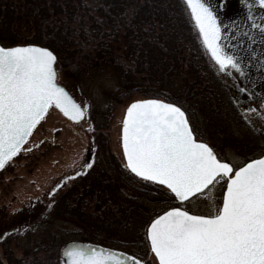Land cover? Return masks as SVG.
Returning <instances> with one entry per match:
<instances>
[{
	"label": "snow or ice",
	"instance_id": "1",
	"mask_svg": "<svg viewBox=\"0 0 264 264\" xmlns=\"http://www.w3.org/2000/svg\"><path fill=\"white\" fill-rule=\"evenodd\" d=\"M244 2L249 9L250 24L243 30L247 39L240 38L238 29L235 37L228 36L216 10L217 5L223 6L222 0H185L198 37L219 72L246 75L239 46L247 44L251 57H257L252 45L264 41V18L252 10L253 3L264 6V0ZM260 17H264V8ZM233 39L237 42L232 43ZM57 59L53 49L38 43L0 44V169L22 150L51 109L78 123L87 116L90 103L77 100L60 82ZM251 63L248 59L247 65ZM257 67H264V45ZM239 91L255 95L247 85ZM259 99L258 115L264 123V95ZM255 112L251 106L243 109V118L254 128L255 122L247 114ZM122 145L126 167L145 181L164 186L176 201L187 202L223 185L222 203L215 204L213 198V212L199 214L184 206H168L150 219L145 236L158 264H264V154L239 164L230 162L199 136L179 101L155 95L127 104ZM79 167L85 171L92 164ZM68 179L65 175L47 195L57 193ZM7 235L5 232L0 239ZM60 255L63 264H145L144 259L122 249L92 242L72 241Z\"/></svg>",
	"mask_w": 264,
	"mask_h": 264
},
{
	"label": "trees",
	"instance_id": "2",
	"mask_svg": "<svg viewBox=\"0 0 264 264\" xmlns=\"http://www.w3.org/2000/svg\"><path fill=\"white\" fill-rule=\"evenodd\" d=\"M0 43L50 47L58 67L81 79V86L110 78L117 83L118 99L155 95L179 101L196 125L190 105L200 92V68L209 65L210 56L184 0H0ZM186 71L191 80L185 81ZM174 73L184 74L179 85L172 80ZM201 97L199 105L212 104L204 94ZM93 129L96 146L104 147L108 137L99 126ZM92 156L84 161L92 167L78 168L80 174L50 202L46 216L76 222L79 228L72 239L118 246L124 242L122 232L144 229L154 217L147 212L143 219L134 196L122 190V180L161 185L134 175L109 156L105 158L109 165L113 161L112 169ZM164 195L171 205L174 198L166 191ZM64 242L48 238L17 256L10 238L2 239L0 264H62L59 249Z\"/></svg>",
	"mask_w": 264,
	"mask_h": 264
},
{
	"label": "rangeland",
	"instance_id": "3",
	"mask_svg": "<svg viewBox=\"0 0 264 264\" xmlns=\"http://www.w3.org/2000/svg\"><path fill=\"white\" fill-rule=\"evenodd\" d=\"M222 5V7L217 5L216 10L225 28L228 29V36L235 37L238 29L242 32L240 38L247 39L243 30L250 22L247 17L249 9L244 0H222ZM262 8L264 7L253 3L252 10L258 18H264L260 17ZM187 12L189 13L188 10ZM232 24L236 25V29L232 28ZM196 31L198 33L197 29ZM236 42L235 39L232 40V43ZM261 45H264V41H255L252 45V50L258 53L257 57H251L247 44L239 46L247 66V73L242 79L239 78L241 81L239 85L240 87L247 85L254 90L256 96L254 105L248 99V94L235 95L231 76L227 72H219L213 66L211 57L209 65L200 68L199 95L197 98L192 96L190 111L194 116L199 136L214 145L219 155L234 164H239L245 158L260 155L264 147V123L258 115L261 103L259 98L264 95V67H257ZM248 59L252 61L250 65H247ZM186 62L187 59L184 60L185 65ZM57 68L60 82L77 100L86 99L91 107L84 121L80 123L71 121L58 109H51L33 130L22 150L0 169V236L8 232L4 239L10 238V245L17 256L22 255L26 249L37 247L48 238L62 243L75 237L74 231L79 228L76 222L52 215L46 216L45 211L56 195L71 183L75 176L73 173L78 171L81 163L92 156V151L95 153L94 157H100L98 162L102 160L109 169H112L113 161L111 160L109 165L106 156L125 165L121 149L123 115L132 99L142 98L136 95L118 99V92H115L117 83L110 78L84 83L81 86V79L69 77L58 64ZM183 75L174 73L172 79L174 84L179 85ZM187 78L189 80L192 78L188 71L185 72V81ZM202 94L211 100V105L206 107L199 105ZM207 98L205 99L208 100ZM249 106L256 109L255 113L247 114L248 118L255 122V128L243 118V109ZM94 126H99L102 133L108 137L104 147L96 146ZM65 175L69 179L64 181L57 193L48 196L51 188ZM121 188L126 195L134 196V204L140 208L138 211L143 213V219L147 212L154 216L168 206H184L196 213L208 214L215 210L213 198L215 204H220L223 195V185L217 184L213 190H205L207 195H195L187 202L170 199V205L164 195L166 191L164 186L125 179L122 180ZM145 229L138 227L135 230L131 229L132 233L122 232L120 237L124 238L122 239L124 242L118 246H113L112 242H108L107 245L132 253L144 259L145 264H158L150 250ZM2 249L3 246L0 245L1 256Z\"/></svg>",
	"mask_w": 264,
	"mask_h": 264
},
{
	"label": "water",
	"instance_id": "4",
	"mask_svg": "<svg viewBox=\"0 0 264 264\" xmlns=\"http://www.w3.org/2000/svg\"><path fill=\"white\" fill-rule=\"evenodd\" d=\"M185 1V0H184ZM9 46H11V45H9ZM141 99V98H140ZM126 110V109H125ZM62 113V112H61ZM125 113V112H124ZM63 114V113H62ZM64 115V114H63ZM124 116V115H123ZM68 118V117H67ZM70 119V118H69ZM71 120V119H70ZM26 142V141H25ZM121 149H122V153H123V145H122V126H121ZM261 154H264V148H263V151H262V153ZM124 157V156H123ZM255 158V157H254ZM124 162H125V165H126V160H125V158H124ZM130 172H131V170L130 169H128ZM132 173V172H131ZM134 175H136L135 173H133ZM137 176V175H136ZM139 177V176H138ZM141 178V177H140ZM143 179V178H142ZM222 203V202H221ZM166 210V209H165ZM72 241H81V242H90V241H83V240H78V239H72V240H67V241H65L61 246H60V249H59V254H61V251H62V249L64 248V246H66V244H68V243H70V242H72ZM148 241V240H147ZM92 243H94V244H99V245H103V244H100V243H96V242H92ZM148 244H149V247H150V242L148 241ZM103 246H105V247H111V246H108V245H103ZM114 248V247H113ZM117 249H119V248H117ZM123 250V249H122ZM150 250H151V248H150ZM125 252H127V253H129V254H132V253H130V252H128V251H126V250H124ZM132 255H134V254H132ZM60 258H61V255H60ZM139 258V257H138ZM156 258V257H155ZM156 260H157V258H156ZM61 261H62V259H61ZM157 263H158V260H157ZM62 264H63V261H62Z\"/></svg>",
	"mask_w": 264,
	"mask_h": 264
},
{
	"label": "flooded vegetation",
	"instance_id": "5",
	"mask_svg": "<svg viewBox=\"0 0 264 264\" xmlns=\"http://www.w3.org/2000/svg\"><path fill=\"white\" fill-rule=\"evenodd\" d=\"M263 7H264V6H263ZM227 73L231 76V78H232V80H233V82H234V89H235V91H236V94H235V95H238V94L240 95V94H242V93L248 94L247 92H241V91H239L240 85H237V84H236V80H237L239 74H238L237 76H236V75H233L231 71H229V72H227ZM242 77H243V76H239V78H241V79H242ZM241 87H243V85H242ZM248 99L251 101L252 105H254V103L256 102V96H249V95H248ZM254 108H255V107H254Z\"/></svg>",
	"mask_w": 264,
	"mask_h": 264
}]
</instances>
